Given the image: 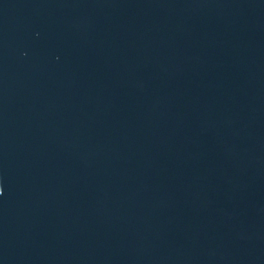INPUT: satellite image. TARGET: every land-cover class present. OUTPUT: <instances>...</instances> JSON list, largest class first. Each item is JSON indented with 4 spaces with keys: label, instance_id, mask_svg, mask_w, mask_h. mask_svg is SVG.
<instances>
[{
    "label": "water",
    "instance_id": "1",
    "mask_svg": "<svg viewBox=\"0 0 264 264\" xmlns=\"http://www.w3.org/2000/svg\"><path fill=\"white\" fill-rule=\"evenodd\" d=\"M0 264H264V0H0Z\"/></svg>",
    "mask_w": 264,
    "mask_h": 264
}]
</instances>
